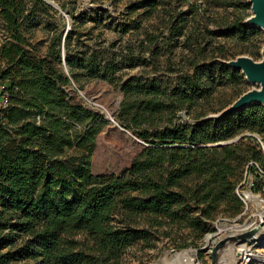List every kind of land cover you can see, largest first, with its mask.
<instances>
[{
	"label": "trees",
	"instance_id": "obj_1",
	"mask_svg": "<svg viewBox=\"0 0 264 264\" xmlns=\"http://www.w3.org/2000/svg\"><path fill=\"white\" fill-rule=\"evenodd\" d=\"M30 1L47 2L0 0V83L8 92V103L0 106V264H124L127 247L151 244L152 232L162 225L189 229L199 238L218 214L239 212L234 187L244 165L254 159L264 166L262 145L253 135L264 146V105L252 101L218 119L193 120L205 115L204 104L219 85L244 74L211 57L193 61L174 86L128 78L115 117L142 145L124 172L94 173L100 119L72 101L67 86L79 73L113 79L117 65L94 51H71V30L58 36L67 51L65 72L56 58L33 53L26 47L34 18ZM176 1L188 9L171 13ZM196 7L190 0H132L128 13L141 9L137 14L150 17L162 11L170 16L171 36H188L195 19L187 14ZM219 25L235 40L259 30L237 15ZM179 110L192 120L179 121ZM244 131L250 134L216 143Z\"/></svg>",
	"mask_w": 264,
	"mask_h": 264
},
{
	"label": "rangeland",
	"instance_id": "obj_2",
	"mask_svg": "<svg viewBox=\"0 0 264 264\" xmlns=\"http://www.w3.org/2000/svg\"><path fill=\"white\" fill-rule=\"evenodd\" d=\"M54 1L57 2V7L48 2L41 4L30 1L34 18L26 33L30 43L26 47L37 55L56 58V62L65 72L61 54L65 56L67 51L64 42L62 46L58 36L61 32L67 35L71 30V51L74 49L81 53L94 51L103 61L110 59L117 65L113 79L87 77L79 73V79L76 81L71 79L67 86L71 100L96 111L100 119V130L96 133L95 147L91 154V170L94 173L124 172L142 145V140L133 130L123 126L115 117L122 98L120 87L128 78L133 77L142 81L157 79L165 85L174 86L178 82L177 77L190 71L192 62L196 60L205 61L214 57L224 61L243 55L253 60L261 59L263 27L258 26L259 30L248 34L245 39L235 40L237 37L223 35L224 26L219 25L225 17L230 20L234 15L242 17L244 22L250 24L248 17L252 11L249 0H243L248 3L245 8L219 4L215 0H190L198 7L187 14L190 19L192 16L195 19L190 20L195 27L191 26V31H187L188 36L186 34L171 36L167 26L170 16L162 11H159V15L150 17L137 14L142 11L141 9L128 13V4L132 0ZM176 3L177 1L172 3L171 13H176L180 8L188 9L186 3L181 5ZM165 5L167 7L168 3ZM2 26L0 23V50L5 42V31ZM123 27L129 28L122 31ZM146 32L155 36L148 37ZM4 65L5 60L0 51V68ZM252 87L259 85L249 82L244 75L238 81L219 85L205 102L203 113L207 115L220 111L242 92ZM182 111H178L179 121L192 120L191 115H186V112L181 116ZM239 134L242 133L233 137ZM252 176V172L245 164L241 176L236 180L234 191H245L250 186L256 191L255 185H251V180L254 179ZM220 223L230 226L236 224L241 228L224 229L221 236L214 237L207 243L205 236L217 232ZM263 226L259 207L252 201L248 206L242 202L241 210L236 214H218L215 219L208 221L206 230L199 238H196V233L189 229L177 230L162 225L152 232L151 244L137 242L127 247L123 261L124 264H170V262L177 264L181 259L174 260L176 254L188 250L192 257L191 264H210L211 248L219 238L229 234H240L238 238L226 239L217 249L214 264H243L238 251L239 245L244 244L251 251L264 253ZM248 231H252L251 236L244 237V233ZM248 263L264 264L257 259H251Z\"/></svg>",
	"mask_w": 264,
	"mask_h": 264
},
{
	"label": "water",
	"instance_id": "obj_3",
	"mask_svg": "<svg viewBox=\"0 0 264 264\" xmlns=\"http://www.w3.org/2000/svg\"><path fill=\"white\" fill-rule=\"evenodd\" d=\"M46 1L54 7H57L58 5L57 2L54 0H46ZM249 2H250V9L252 11V14L248 17L249 23L251 25H257V26L264 28V0H249ZM64 34L65 32H62V38L64 37ZM260 53L262 55L264 54V42L262 44ZM62 62L64 64L65 70H67V66L64 61V56L62 57ZM224 62L227 65L232 66L233 68L241 70L245 78L249 82H252V83L255 82L259 85V87H252L242 92L231 104L225 106L220 111L213 113V114L204 115L203 117L199 119L193 120V122H197L205 118L218 119L226 115L227 113L231 112L232 110L237 109L243 105H246L252 101H259L264 105V58L262 60H253L252 58L243 55L235 59L224 60ZM183 112L185 111H182L181 115L183 114ZM108 118L113 119L112 117H108ZM242 134H239L236 137H232L227 140L217 141L216 143L220 144V143H227V142L235 141ZM261 148L264 152L263 145L261 146ZM251 234H252V231H248V232H245L243 236L250 237ZM240 236H241L240 234H229L228 236L219 238L218 242H216L211 248V263L210 264H214V262L216 261L217 249L224 243L226 239H229V238L235 239Z\"/></svg>",
	"mask_w": 264,
	"mask_h": 264
},
{
	"label": "built area",
	"instance_id": "obj_4",
	"mask_svg": "<svg viewBox=\"0 0 264 264\" xmlns=\"http://www.w3.org/2000/svg\"><path fill=\"white\" fill-rule=\"evenodd\" d=\"M7 103H8V92L5 89L4 84L0 83V106H5ZM256 137H257V140L260 141V143H262L260 138L258 136ZM246 165L253 174L252 177L254 179L251 180V185L252 186L255 185L257 189L256 191H253L252 187L250 186V188L246 190H249L250 193H252L258 200L260 204V207H259V213H260L261 209L264 210V166L259 161L254 160V159H249ZM246 190L241 191V192L236 191L235 193L238 196V198L241 200V202L245 203V205L248 206L251 201L253 203L254 201L250 199L248 200ZM260 214H261V221H262L263 214L262 213Z\"/></svg>",
	"mask_w": 264,
	"mask_h": 264
},
{
	"label": "bare ground",
	"instance_id": "obj_5",
	"mask_svg": "<svg viewBox=\"0 0 264 264\" xmlns=\"http://www.w3.org/2000/svg\"><path fill=\"white\" fill-rule=\"evenodd\" d=\"M263 58H264V54L263 55L261 54L260 60H262ZM246 193H247L248 200L249 199L253 200L254 204H256L258 207H260V204H259L258 200L256 199V197L252 193H250L249 190H246ZM260 213L263 214L262 215L263 216L262 221L264 222V210L261 209ZM227 228H229L230 230H235V229L237 230V228H241V227H238V225H236V224L230 226L226 223H220L217 226V230H218L217 232L208 233L205 236L207 243H210L212 241V238L217 237V236H221L224 232V229L226 230ZM263 228H264V226H263ZM238 251L240 252V257H241L243 264H247L251 259H257L258 261L264 263V253H262L261 251H251L244 244L239 245ZM229 253H230V250H229ZM231 254H229V255H231ZM176 259H181L180 260L181 262L177 263V264H184V263L191 264L192 263V257L189 255L188 250H183V251L178 252L176 254V257L174 258V260H176ZM170 264H171V262H170Z\"/></svg>",
	"mask_w": 264,
	"mask_h": 264
}]
</instances>
